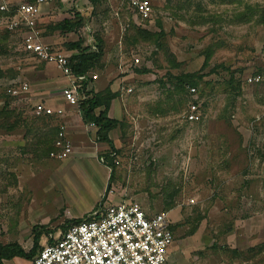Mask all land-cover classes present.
Returning a JSON list of instances; mask_svg holds the SVG:
<instances>
[{"label":"rangeland","instance_id":"obj_1","mask_svg":"<svg viewBox=\"0 0 264 264\" xmlns=\"http://www.w3.org/2000/svg\"><path fill=\"white\" fill-rule=\"evenodd\" d=\"M151 1L148 27L120 0H54L38 23L45 43L73 56L103 47L88 73L93 86L129 75L121 86L133 88L132 115L121 122L120 163L102 199L106 168L94 158H52L53 116L36 118L30 93L6 92L55 64L26 51L20 30L0 27V244L29 250L42 223L52 231L43 246L94 207L126 200L170 213L168 264H264V0ZM66 19L81 24L57 29ZM184 73L195 76L180 82ZM185 84L198 87L201 121L183 116L193 100Z\"/></svg>","mask_w":264,"mask_h":264},{"label":"built area","instance_id":"obj_2","mask_svg":"<svg viewBox=\"0 0 264 264\" xmlns=\"http://www.w3.org/2000/svg\"><path fill=\"white\" fill-rule=\"evenodd\" d=\"M54 0H0V27L20 30L24 49L39 60L54 63L67 77L68 84L63 88L66 101L80 107L87 95L90 75L77 74L73 71L71 53L57 49L45 43L40 34L38 23L45 5ZM123 5L133 10L137 22L148 27L155 20V8L151 0H120ZM133 63L139 65V55L133 56ZM94 78L97 75L93 76ZM259 77L248 78L249 82L259 81ZM189 101L183 114L186 121L198 122L204 118L198 87L186 84ZM30 83L20 82L7 86L6 92L12 96L30 93ZM126 91L132 92L128 87ZM35 116L62 114V108H55L44 101L33 107ZM98 129L95 122L88 123ZM72 140L67 136L64 126L58 130L54 148L50 156L63 160L73 153ZM115 164L120 161L116 153ZM101 162H107L104 156ZM172 217L169 212H147L140 203L122 201L108 205H99L86 217L67 227L55 236L53 242L43 245L30 264H168L175 235L172 229Z\"/></svg>","mask_w":264,"mask_h":264},{"label":"crops","instance_id":"obj_3","mask_svg":"<svg viewBox=\"0 0 264 264\" xmlns=\"http://www.w3.org/2000/svg\"><path fill=\"white\" fill-rule=\"evenodd\" d=\"M45 7L46 5L44 6V8ZM67 53H71V56L73 54L72 51H68ZM55 66L50 74L45 73L38 79H34L29 82L31 86L30 94L37 102L44 101L55 108L63 109L62 114L52 115L56 121V124L53 126L57 129H59V127L61 126H64L67 132V136L72 140L74 155L72 153L69 157L73 156L78 160L94 158L99 165H102L106 168V179H108L109 183L111 167L107 159V162L104 163L100 161V158L101 156L105 157V154L111 151V146L108 142L99 141L97 139L98 129L90 127L88 124L89 122H86L84 120L83 112L80 107L72 106L66 101L63 95V88L68 84V79L63 74V72L57 66ZM128 76L129 75L124 76L122 80H125V78H128ZM122 80L118 79L113 81V76H109L107 74L101 80L99 86H93L94 83H96V81L94 80H91L88 85V90H91L93 93L102 92V90L107 87L108 90L115 94V96L110 101L108 116L110 118L118 119L121 122L124 121L125 118H128L130 115H132V107L128 100L129 93L126 91L125 86H121ZM104 109V105L99 106L98 108H96V114H99ZM123 136L124 134L121 130V125L109 131V137L113 141L116 148H120L123 144ZM105 194L106 190L105 193L101 196V199L103 196H106ZM20 244L22 245V243ZM26 262H29L30 264V260L18 256L12 259L4 260L5 264H26Z\"/></svg>","mask_w":264,"mask_h":264},{"label":"trees","instance_id":"obj_4","mask_svg":"<svg viewBox=\"0 0 264 264\" xmlns=\"http://www.w3.org/2000/svg\"><path fill=\"white\" fill-rule=\"evenodd\" d=\"M90 1L93 4H96L99 0H90ZM80 24H81L80 21L72 22L71 20L66 19L64 20L63 24L58 25L57 29H64L68 32H72ZM70 46L73 49H80L81 40L70 43ZM88 49L89 48L87 49L83 48L82 53L78 55H74V56L72 55L70 57V60L73 66V71L77 74L89 73L91 68L95 66L96 62L101 58L103 54V47L101 45L96 51L89 52ZM194 76H195V73H184L178 78L180 82H183L184 80H186V78H194ZM88 85H89V82L85 83V87H87ZM192 86L197 87V85H192ZM85 94L87 95V97L84 100H82L80 104V109L83 112L84 120L86 122H95L99 127L97 131V139L99 141H106L110 144L111 151L106 153L105 157L108 160L110 167L113 168V166H115L114 165L115 162L113 161L114 157L112 156V153L114 152L117 153L119 149L115 147L113 141L110 139L109 131L121 125V121H119L118 119L110 118L108 116L110 101L115 96V94L112 93L108 89L105 93L104 92L93 93L91 90H88L85 92ZM9 96H12V95H9ZM12 97H15V96H12ZM101 105H104L105 109L101 111L99 114H96V108H98ZM44 117L46 116H43V117L37 116L36 118H44ZM9 119H10V115L7 116V120ZM16 125L17 124L15 125L11 124L8 128L13 129ZM52 128H53L52 130H56L55 127H52ZM32 131L33 129H30L27 132L31 133ZM57 135H58V131H56L55 137L51 139L50 141V144L52 146L51 150L54 148V143H55V139ZM41 138L42 136L37 137V141L35 142V144L37 143L40 144ZM112 179H113V171H111V174H110L109 183L106 189V194H108L109 191L111 190ZM81 220L82 218H75L73 220L74 222L68 224L65 227L64 231L67 229L69 225L80 222ZM50 233H52V231L49 230L47 224L37 223L33 225L32 227L33 245L29 250L23 247L18 241H10L7 243H1L0 244V264H5L4 260L12 259L16 256L31 260L34 257V255L38 252V250L42 247L40 245L41 237L45 234H50Z\"/></svg>","mask_w":264,"mask_h":264}]
</instances>
